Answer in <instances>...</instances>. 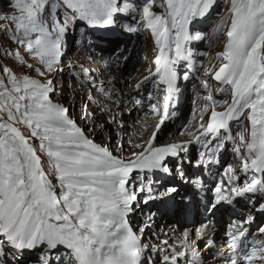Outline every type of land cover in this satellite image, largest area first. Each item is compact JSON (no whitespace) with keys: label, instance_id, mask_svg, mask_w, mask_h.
<instances>
[{"label":"rangeland","instance_id":"rangeland-1","mask_svg":"<svg viewBox=\"0 0 264 264\" xmlns=\"http://www.w3.org/2000/svg\"><path fill=\"white\" fill-rule=\"evenodd\" d=\"M16 2L21 6L14 10L9 7V0H0V12L12 13L16 18L14 23L12 16L0 19V246L12 258L16 253L18 259L13 264H56L57 261L65 264V259L68 264H81L74 256V249L69 247L70 233L49 217L45 196H39L41 186L59 217L84 238L92 224L106 221L104 210H120L127 198L137 197L146 188V184L137 181V172L130 175L129 181L118 174L123 157L122 140L118 137L117 157L106 148L113 133L121 128L120 117L111 121L114 129L108 132L105 126L110 120L103 114L106 101L100 104L95 98L111 97L107 86L100 89L104 79L131 72L132 80L126 85L124 100L130 102L135 92L140 91L141 102H152L154 96L144 90L148 84L158 96L153 100L160 99L163 87L159 86L161 80L156 75L154 57L166 37L173 56L178 45L186 43V49L192 46L194 58L190 60L193 61L182 66L188 69L190 78L183 90L193 104L190 123L203 126L206 116H217L227 108L228 112L233 110L234 117L237 114L240 117L231 127L234 149L243 153L248 148L249 113L255 98L241 102L235 92L238 84L229 86L220 80L230 64L245 66L256 51L260 57L264 56V4L259 5L264 0H210L203 15L201 0H116L112 5L115 25L101 28L81 21L79 12L70 7L72 0ZM50 42L55 43L53 51H49ZM121 57L125 58L121 60ZM103 59L112 60V66L104 63L112 72L105 71L102 77L95 78L93 73H99L97 68L102 61L106 62ZM119 65L126 68L125 72L115 70ZM137 65L139 68L134 71ZM200 99L204 103L194 107ZM158 119L156 115L152 127ZM166 123L161 121L151 151L150 134L140 157L145 155L156 161L172 158L175 153L190 151L207 135L191 141V132L182 134L186 127L178 137L170 131L162 135L160 129ZM198 124L192 129H197ZM227 136L223 131L220 135L223 140L217 146L224 144ZM136 155L131 151L123 158L132 161ZM243 163L236 155L226 167V173L231 175L228 181L224 178L225 184L240 171ZM137 168L146 171L145 174L149 171L141 165ZM115 176L119 178L109 179ZM227 186L229 189L230 184ZM128 187L131 190L127 191ZM174 190L168 185L159 186L151 197L133 198L130 208L121 209L133 212L137 218L133 239L148 252L170 232L164 234L155 224L151 228L142 214L147 211L151 214L154 207L176 197ZM107 197L108 205L98 201ZM161 218L171 223L168 217ZM129 243L120 239L118 247L122 256ZM168 244L169 250L179 251L180 247L175 248L173 242Z\"/></svg>","mask_w":264,"mask_h":264},{"label":"bare ground","instance_id":"bare-ground-1","mask_svg":"<svg viewBox=\"0 0 264 264\" xmlns=\"http://www.w3.org/2000/svg\"><path fill=\"white\" fill-rule=\"evenodd\" d=\"M159 49V61H163V66L161 67L159 74L163 75L165 73V65L167 63L174 64L177 63V61L170 54L171 47L169 40H167L166 43L161 44ZM161 52H166L168 53V55L162 58ZM121 60H123L122 57ZM102 63L103 61L101 62V66L99 65V67L97 68V71L99 73L94 72L93 77H102L105 71H108L107 66H105L104 63L102 65ZM196 64L198 66V62ZM137 68H139L138 65L133 70L135 71ZM125 69L122 65H119V67L115 70L125 72ZM109 72H112V70L108 71L107 73ZM246 73L245 83L248 85H245L244 89H239V96L237 95V97L240 101H243V99L245 101H248L249 97L245 94L249 91L252 85L255 84L258 89V97L252 103V117L253 120H257L260 117L262 121V119L264 118V56L260 57L259 52H253L250 56L249 63L246 68ZM260 75L262 76L260 77ZM131 80V72L122 77H108L107 79H104L102 81V83L104 84L100 87V89L102 90L107 86L109 88L108 94L111 95V97L107 98L104 96H98L95 98L100 104L103 101H106L107 108L104 110L103 114L106 113L110 120V122L107 123L108 126H105L108 129V132L109 130L114 129L111 121H113V119L117 121V118L120 117L119 124L121 128L118 129L117 133H113L112 137H114L110 140L106 149L107 151H113L114 155L117 157V154L119 152H117L116 150V143L118 137H120L119 139L122 140L123 143L120 152L123 154V157H128L131 151L137 154L136 156H134L135 158L132 161H128L127 159L122 157L120 159L121 165L119 167V169H124V173L128 169H130L131 173H133L134 171L137 172V181L146 184V188H143L137 197H133L134 199H146L148 197H151L152 193L153 195L155 194L156 188L166 185L173 187L175 189L174 193L176 192L177 196L174 198H170L169 202H164L162 205L159 204L158 207L153 208V210H155V212L157 213L155 217L156 226H158V222L161 223L160 225L165 224V222L163 223L161 215L166 216L171 220V223H166V229H168L167 231L170 232V235L162 236V242H158L153 245L151 248L152 252L146 251L141 243L134 242V244L128 248V253H132L137 258V264H203V261L212 259L210 257H207V253L205 254V251L211 248L210 239L208 241L207 237L203 238V240H201L199 243L200 248L196 252L192 246V241L195 239L194 235L190 234L189 228L186 227L187 218L190 215L194 217L199 214V201L201 198H207L211 202L213 201L211 197L213 196L215 188L211 187V179L213 178V176L221 175L222 170L226 169L229 163H231L235 159V156L237 154V150L234 149L235 144L232 138H227L224 144H219L221 148L218 151L217 148L219 147V145L217 147L216 145L218 141L223 140L220 138L223 130L218 128L211 133H208L203 139L197 141L194 146L191 147L193 149L189 148L191 149L190 151L186 150L181 153H175V156H173L172 158L156 161L146 158L145 155L140 157L139 155L141 154V151L145 149L147 143H145V141L149 138L150 134L151 136L148 139L149 151L154 148V141L156 140L155 138L157 136L156 132L159 128H161V120L155 121L153 125L154 127H152L151 124L156 116L155 112L150 111L145 115H142L138 111L136 112L137 114L132 112L136 110V108L134 107L135 104L130 105L129 101L124 100L126 85L131 82ZM117 82L121 83V85ZM160 85L161 84H159V86ZM144 90L146 91L147 95H153V99H156L158 97L156 96L155 89L153 88V86H151V84L146 85L144 87ZM140 95L141 92L136 91L134 97L130 100L133 103H139ZM137 96L138 98H136ZM159 97H161L162 100H167V105L170 108L169 118H162V120H165L167 123L164 129H160V134L164 135L165 131H170L174 133V136L178 137L180 131L186 127V129H184V132L181 133L187 135L189 134V132H191V141L195 142L196 136H198V134H202L201 131H206L207 127L205 125L202 126L198 123H190L189 113L190 109H192L193 107V104H191V98L183 91V89L178 86H166L165 95H159ZM153 99L151 100L152 103L149 104L148 108L151 107V104H156V102H158L157 100H160ZM203 103L204 101L200 99L195 103L194 107H200ZM125 107H127L128 109L130 108L131 112L129 111V113H127L126 110H124ZM146 118L149 119V121ZM206 119H208L207 116L205 120ZM233 119L234 115L231 112L226 115L224 119V126L225 130L228 132V136H230L232 132L231 127L234 124ZM189 123L190 125L188 127ZM196 124H198L197 129H199V131H197V129L195 128L192 129ZM204 124H206V122ZM13 132L17 136H20L17 131L14 130ZM190 136L188 135V137ZM244 156V153L240 154V158ZM178 157L180 161H177ZM138 165L144 166V169H149L147 174H145L146 171L144 170H137ZM253 177L254 176H252L250 170L244 169L240 173L236 174L235 178H231L230 185L237 186L243 181L248 183L249 181H252ZM118 178L119 177L116 176L109 177V179L113 180H117ZM129 178H131V176L126 177V180H131ZM221 180V186L224 187L223 175H221ZM42 188L43 187L41 186L38 192L39 196H45V201L47 202V205L49 207V217L52 216L53 221L61 223L62 229L70 233L71 238L69 239V247L74 249V256L76 255L77 259L81 261V264L86 263L85 258L88 256H92L94 259L102 262H106L110 258L119 260V258L122 257L121 250L118 247L120 239L133 243L132 240L134 238V233L138 228L137 218L135 217V215V218L133 217V212L130 214L127 209L121 210L124 207L130 208L131 203L134 201L133 198H127L126 205H123L122 208L118 211L113 212L104 210V212L106 213L105 218H107L106 221L101 220V225L92 224L88 236L84 238L80 237L81 233L76 232L72 225L65 221L64 218L59 217V214L53 206V203H51L50 199H48V197L46 196V192H44ZM129 190L131 189L128 187L127 191ZM254 193L258 194L256 198L260 199V196L262 195L261 191L257 189L254 191ZM98 201L103 205H108L110 200L107 197L101 198ZM147 215L148 217H151L148 212L142 214V217H146ZM100 216L102 215L100 214ZM263 223L264 222H261L260 225H262ZM186 239H188V241H186ZM170 242H173L175 248L180 247L178 248L179 251L173 250L172 248H170L169 250L167 245H170L168 244ZM81 247L86 248L87 252H80L79 249ZM213 252L216 253L217 251ZM14 254L15 258H12L11 255H9V253L0 246V264H13V262L18 259L16 253ZM8 257H10V260L8 259ZM217 260V257L213 258L211 264H221L218 263Z\"/></svg>","mask_w":264,"mask_h":264},{"label":"snow or ice","instance_id":"snow-or-ice-1","mask_svg":"<svg viewBox=\"0 0 264 264\" xmlns=\"http://www.w3.org/2000/svg\"><path fill=\"white\" fill-rule=\"evenodd\" d=\"M46 3L47 0H44ZM210 0H201L203 3V9L201 11V15L204 14L208 10ZM116 3V0H72L70 5L71 8L79 12V19L81 21H86L89 23L90 26H102V27H110L115 25V20L112 16V12L115 9L112 7L113 4ZM16 6H21L17 4L16 0H9V7L14 8ZM124 14L126 15L127 12L125 10ZM55 15V12H53ZM12 16V13H2L0 12V19H9ZM15 17L12 16V22H15ZM55 48V43L50 42L49 44V51H53ZM7 55V53H5ZM80 252H87L86 248L81 247L79 249ZM59 264V261L56 262ZM65 264H68L67 259H65Z\"/></svg>","mask_w":264,"mask_h":264},{"label":"water","instance_id":"water-1","mask_svg":"<svg viewBox=\"0 0 264 264\" xmlns=\"http://www.w3.org/2000/svg\"><path fill=\"white\" fill-rule=\"evenodd\" d=\"M222 113H223V112H222ZM222 113L218 114L217 116L208 117V119H207V123H206L205 126L207 127L208 124L217 121V120L219 119V117L222 115ZM197 131H199V129H197ZM201 132H203V131H201ZM201 132H200V133H201ZM195 133H197V132H195ZM198 135H199V134H198ZM196 137H197V136H196Z\"/></svg>","mask_w":264,"mask_h":264},{"label":"trees","instance_id":"trees-1","mask_svg":"<svg viewBox=\"0 0 264 264\" xmlns=\"http://www.w3.org/2000/svg\"><path fill=\"white\" fill-rule=\"evenodd\" d=\"M263 4H264V2H262V3L259 4V5L261 6V5H263ZM255 10H256V9H255ZM248 12L250 13V12H253V11H252V10H249ZM97 27H101V26L97 25ZM119 53H120V52H119ZM122 58H123V57H122ZM103 60L106 61V62H108V63H110V62H109L110 59H103ZM9 101H10V100H9ZM10 102H11V101H10Z\"/></svg>","mask_w":264,"mask_h":264}]
</instances>
